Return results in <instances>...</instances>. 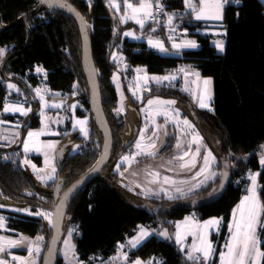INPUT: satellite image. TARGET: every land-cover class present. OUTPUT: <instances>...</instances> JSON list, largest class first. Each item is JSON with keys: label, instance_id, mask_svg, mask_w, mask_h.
<instances>
[{"label": "trees", "instance_id": "trees-1", "mask_svg": "<svg viewBox=\"0 0 264 264\" xmlns=\"http://www.w3.org/2000/svg\"><path fill=\"white\" fill-rule=\"evenodd\" d=\"M68 1L79 8L92 24L93 55L99 71L103 105L114 137L109 161L131 150L136 141L135 138L125 146L122 135L127 125L115 112L118 106V92L112 81L115 73L122 78L124 95L130 93L126 74L117 64L118 56H121L130 67L144 66L150 74L166 75L180 66H190L201 77L212 78L214 111L200 108L197 111L217 142L216 169L219 173L223 168L231 172L224 194L213 203L193 209L183 207L192 198L214 193L213 189L219 187V175L191 193L186 202L180 203L179 197L169 199L164 194L155 197L153 203L156 208L150 210L127 205L111 185L100 174L97 175L73 199L66 214L70 225L76 229L73 239L79 260L83 264H112L109 256L115 252L117 244L125 243L137 233L140 225H146L154 230V234L128 254L131 260L152 259L156 262L160 259L161 264H194L186 259L174 238L158 235L162 230H171L176 222L193 213L200 219L223 217L220 232L212 236L216 252L211 264H217L232 210L246 192L249 172L259 171L261 199L264 200V165L260 163L264 152L261 148L264 145V1L241 0L242 5L225 7L222 27L214 26L226 30V44L222 53L217 51L210 35L192 33L190 35L199 47L184 50L180 55L173 52L161 54L148 47L147 42L131 41L123 35L127 30L141 35L149 34L163 40L166 48L172 51L167 26L162 25L165 17L158 24H146L141 29L131 20L121 23V13L109 6V0H91L90 4L89 0ZM166 3L168 11L176 14L175 25L179 23L181 28L190 30L203 27L202 22H195L194 14H189L183 0H167ZM0 16L5 24H12L27 16L20 23L0 32V48L6 49L0 64V117L17 119L16 116L2 114L9 81L16 83L23 96L34 98L33 87L40 84L44 76L45 83L51 89L50 97L67 102L63 108L53 111L69 114L71 105L76 103V114L88 116V126L91 132L97 134V142L89 141L87 147L59 161L58 176L47 185L52 188L49 193L39 189L23 167L21 161L26 154L21 144L12 147L0 144V196L3 202L28 207L35 212L52 211L55 194L58 198L92 169L102 150L103 135L90 110L82 68L79 27L72 16L61 10L49 9L38 0H0ZM113 53L117 60H113ZM37 66L46 71L45 75L35 72ZM149 96L181 100L189 98L180 87L167 84H151L145 98ZM32 105L37 109L38 102L33 101ZM21 119L22 137L42 124L36 110ZM173 148L174 145L170 144L164 150ZM5 156L11 159L4 160ZM30 157L38 159L36 156ZM58 187L59 192H54ZM9 226L17 233L44 236L46 247L52 235V226L38 216L16 213L10 218ZM260 235L264 240V231ZM261 248L264 250V243ZM41 262L42 258L38 264ZM58 264H62L61 257Z\"/></svg>", "mask_w": 264, "mask_h": 264}, {"label": "snow or ice", "instance_id": "snow-or-ice-1", "mask_svg": "<svg viewBox=\"0 0 264 264\" xmlns=\"http://www.w3.org/2000/svg\"><path fill=\"white\" fill-rule=\"evenodd\" d=\"M41 2H45V0H41ZM56 3L58 7L65 8L69 12L76 15L83 23V17L80 16L79 12L75 10L70 4L67 3V0H50L51 3ZM185 8L189 11V14H194L196 20H212V21H222L223 20V10L226 5L229 4H240L241 0H183ZM91 0H89V4ZM124 5V13L119 17L121 23H125L129 20L134 21L136 24L143 29L149 21H154L157 24L159 23V16L155 13L154 9L159 8L164 16H166V26L169 28V32H175V27L173 26V21L175 18V13H167L164 12V5L161 3V0H123ZM109 6L113 7L120 11V5L116 2V0H109ZM239 15V13H237ZM222 27V24H221ZM153 32L156 31L155 28L152 29ZM226 34V33H225ZM124 36L133 37L135 39H140V37L135 36L132 31H128L123 33ZM168 39L172 41L171 47L178 54L181 49L184 48H197L198 44L195 40H182L180 43H176L173 36L169 35ZM150 47L157 49L162 53H167L169 51L168 48L165 47L163 40L153 39L151 36L148 37L147 40ZM215 47L219 52L224 51V41L217 40L215 41ZM6 52L5 48H0V61L4 57ZM113 60H117V56L113 53ZM37 72H43L44 69L42 67H38L36 69ZM138 75L135 77L136 87L133 91V95H136L137 92L142 90L143 86H147L149 82H155L157 84H163V82L174 81L176 79L175 75H165L162 77L158 76H148L146 71L143 69H136ZM143 72V75H139V73ZM179 72L184 74L185 84L187 85L189 82L187 77L195 76L196 79L191 81L192 84L196 85V89H190L185 87L183 90L186 92H190L193 98L197 102V106L201 109H208L209 111H214L211 108L210 101L212 100V92H211V78L202 79L198 72H189L184 68L179 69ZM119 77L114 75L113 80L118 81ZM75 87V85H74ZM119 87V85H118ZM7 88L10 90H15L19 92L17 86L13 83H8ZM36 93V97L39 98L41 104L40 116L41 123L44 126L41 130L38 131H28L27 138L23 141V152L25 154L29 152H43L44 153V163L47 168H50V172L46 175H40L44 169H37L35 164H32L31 160L25 158L21 161L23 165H31L32 169L37 173L38 179L44 180H52L56 173V167L54 164V157H50L48 150H54L55 144L52 142L44 143L39 140L41 135H44V128L48 127V122L50 118L45 114V109L47 108H61L64 102L59 104L53 103L49 104L47 100L44 98V92L49 91L48 89L36 88L34 89ZM58 95V94H57ZM176 104L175 100H161L157 99H149L147 101V105L149 106L145 111L147 112L146 120L150 121V123L154 126V130L152 131V136L147 139L151 141L150 143H144L145 140V132L148 131V125H145V129L140 133V139L136 141L135 149L136 151L131 155H125L120 158L121 163H128L131 165L136 157L141 155L154 157L157 154L158 148L156 141L159 139L158 130L165 127V125L169 122L175 123L176 127L180 129L181 133L184 135H190L191 139L187 141H182L181 138H177L176 149L181 150L185 147L187 150L183 151L182 155L174 156L172 159L168 161L169 164H172L174 161L178 162V168L180 171H192L193 169H197L198 158L202 159V163L199 165L197 171L191 176V180L195 181L192 186L189 188V191H193L195 189L203 187L209 180H214L218 175L227 177V172L217 173L212 169V165L216 161V157L213 155L212 151L207 148V145L204 144L203 137L200 135L198 131L195 129V125L184 118L180 119V112L178 109L173 108L172 106ZM155 106V107H152ZM76 105H71L72 109H75ZM32 111L31 107L25 108L24 103H5L3 106V112L5 113H19L21 116H27L29 112ZM117 113L123 111V102L121 103V107L116 109ZM163 116L165 120L164 125L156 124L155 117ZM54 123H59V120H53ZM6 123V121L0 120V124ZM181 125L183 127H181ZM79 127V131L82 135L87 138L89 135L87 129V119H77L73 125V128ZM15 128H19L20 124L17 122L14 125ZM57 134V133H53ZM67 134V133H65ZM15 137H19V132L14 133ZM164 135H168L165 131ZM3 139L7 140V137H3ZM12 142H16L13 140ZM193 145H195V150L193 151ZM108 141H105V154L108 149ZM76 147H79L78 145ZM261 148L264 149V145H261ZM201 149H204L202 154ZM102 154L101 159L97 161L96 165L93 166L89 171H96L98 169V165L103 162L106 158V155ZM16 155H20L17 153ZM4 160L11 159L10 157H3ZM261 165H264V152H262ZM121 167V164H117V169ZM227 167V165H226ZM169 171H173V169H169ZM152 179L149 181L150 184L160 183V172L159 171H149L147 173ZM260 173H249L248 180L250 183L246 187V194L241 198L239 204L232 210V219L228 224L229 236L224 244V251L219 253V261L220 264H264V250H262L261 245L264 243V240L261 238V231H264V200L261 199L260 189L261 186L258 184V176ZM203 177V179H200ZM187 180L177 181L176 179L164 176L162 178V184L164 185H172L176 186L177 183L185 184L188 183ZM82 183V181H78L76 185H73L67 192L63 194V197L54 204L53 211H36L31 212L29 209H17V211H24L28 215L38 216L42 219L48 221V223L55 229H59L61 220L64 217V208L66 206V201L69 195L75 190V188ZM220 187H223V182ZM151 189H148V192H151ZM159 191L164 192L166 195L168 194V189L161 187ZM175 191L177 193H183V189L181 187H175ZM57 192H59V187L57 188ZM213 192H216V189H213ZM158 195V193H155ZM31 195V193H29ZM172 199V196L168 197ZM5 207V205L0 204V208ZM223 221V217H213L203 222L195 220L193 217H186L185 221L181 224L176 225L175 232V242L177 245L181 247V250H184V241L188 236L193 237L192 244L188 246V250L186 251V259L189 261H193L194 264H209L212 256L215 254L216 249L214 247L213 242L210 239L212 231H218ZM5 227V218L0 216V228ZM76 231V229H71L68 232V239L63 241L64 250L63 254L65 258H68L69 252L72 253V258L75 259V249L74 245L71 244L70 238L72 233ZM153 231H149L147 228L143 226H139V230L135 236L128 240V246L131 248L138 247L143 241H145L149 236L153 235ZM159 236L171 239L167 230L161 231L158 233ZM57 237H53L52 243H55ZM44 240L43 236H37L35 240H31L28 237L21 236L19 239H11L6 236H0V264H10V261L5 259L4 256H11V261L14 264H36L35 257H38L41 253V246ZM28 252V256H15L12 255L10 249L25 246ZM125 248L124 244L118 245L117 255L112 258V264H116V261L123 260L125 264L128 262V253L123 251ZM55 249L52 247L48 248V255L51 256L54 254ZM77 264H81V262H77ZM131 264H146V262L137 258L135 261H132ZM147 264H152V261L147 262ZM156 264H161V262L156 261Z\"/></svg>", "mask_w": 264, "mask_h": 264}, {"label": "rangeland", "instance_id": "rangeland-1", "mask_svg": "<svg viewBox=\"0 0 264 264\" xmlns=\"http://www.w3.org/2000/svg\"><path fill=\"white\" fill-rule=\"evenodd\" d=\"M223 15H224V10H223ZM222 23L217 21L216 25L218 27H221ZM217 39L221 40L220 38H217ZM117 64H118L119 68L122 71H124V73L126 74L125 78L128 80L127 85L129 86L128 90L130 92L128 96L124 95V90H123L124 85L122 83V78L119 74L115 73L114 75L119 77L118 81H114L113 77H112V81H113L114 85L117 87V90H118L117 92L119 93V97H118L119 101L117 103L118 104L117 108H120L121 103L123 102V111H121L119 113H117V111H115V112H116L117 116H119L125 120L126 125H127L126 131L122 135L125 146H128L135 138H136V141L138 139H140V133L142 130L145 129L146 124L148 125V131L145 132L144 143L147 144V143L151 142L147 138L152 136V131L154 130V126L150 123V121L146 120L147 112L145 110L149 107L147 105V101L149 99L154 100V99L159 98L161 100H175L176 101V104L173 105L172 107L179 110L180 119L183 120L184 118H187L188 120H190L195 125L196 131H198L200 133V135L203 137L204 144L207 145V148L210 149L212 151L213 155L216 157L217 142L213 139V134H212L211 130L209 129V127L205 123H203L202 121L195 122L187 116V113L190 111V108L192 105V102L190 100H187V102H185V101L181 100L180 98H164V97H159V96H149L146 99L145 98V94H146L145 86H143L142 90L137 92L136 95H133V91L135 90V87H136V81L135 80L130 81V80L135 74L138 75V73L136 72V69H143L147 72L146 67H144V66L130 67L129 64H127L121 56L118 58ZM181 68H184L186 71H189V72H198L196 69H194L190 66H180V67L172 70L171 72H169L171 75L176 76V79L174 81H171V82L173 83L174 86L180 87L182 91H184L183 89L185 87H188L190 89L195 90L196 85L192 84L191 81L195 80L196 77L195 76L187 77V80L189 83L186 85L184 74L179 72V69H181ZM143 74H144L143 72L139 73V75H143ZM154 75L159 76L157 74H154ZM206 78H211V77H206ZM206 78L201 77V80L206 79ZM211 80H212V78H211ZM151 84H152V82H149V84L147 86H151ZM118 85H119V87H118ZM184 92H186V91H184ZM211 92H212V100L210 101V104H211V108L213 109V106H212L213 80H212V84H211ZM186 93L187 94L189 93V96H191L190 98H192V100L194 99L190 92H186ZM134 97L135 98L138 97V101H135ZM45 100H47V99L45 98ZM51 100L52 101L47 100L49 104H53V103L59 104L61 102H64L63 103V106H64L67 103L65 100H60V98H58V97H52ZM194 101L196 102L195 99H194ZM196 104H197V102H196ZM74 105L77 106L76 103H74ZM63 106L61 108H63ZM152 107H155V106H152ZM47 109H49V108H47ZM47 109H45V110H47ZM155 120H156V124H159V125L165 124V120H164L163 116H156ZM140 122H141V124H140ZM181 127H183V126L181 125ZM165 131L168 133V135H164ZM76 136L81 137V138L76 140ZM158 136H159V139L156 141L158 151L154 157L141 155V156L136 157L135 161L131 165H129L128 163H121L120 158L122 156L131 155L132 153H134L136 151V149H135L136 141H135V143L132 144V146H131V150H128V152H126L124 154L120 153L118 155L117 159L112 157V159L108 162L107 166L100 173V177L105 182L109 183L111 185L113 191L127 205H129L131 207H135L138 209H149V210L154 209L156 207H155V204L153 203V199L155 197H158L161 194H164L167 197H169V196H172L174 198L179 197L180 200L178 202H180V203L186 202V196L187 195H189V194L200 189V188H198V189H195L193 191H189V188L192 186L193 183H195V181L191 180V176L194 174L195 171L198 170L199 165L202 163L201 158H198L197 169H193L192 171H180L178 168V162H176V161H174L172 164L168 163V161L170 159H172L174 156L182 155L183 151L187 150L186 147L184 149H181V150L176 149L175 145L177 142V138H181L182 141H187V140L191 139V136L190 135H184L183 133H181L180 129L177 128L175 123H173V122L167 123L164 128L158 130ZM20 140H21V138L18 140V144H20ZM76 144L79 147H76L77 146ZM170 144L174 145V148L169 150V151H165L164 149L167 148L168 146H170ZM87 146H88L87 140L82 135V133L78 132V133H74L70 136L66 135L63 138V141H62V144H61V147L59 150V154L62 155L61 159L63 160L65 157H67V155H70L72 153H77ZM192 150L193 151L195 150V145H193ZM201 152L203 154L204 149H201ZM51 157H53V156H51ZM27 158L29 160H31L32 164L36 165L37 169H44V171L41 172L40 175H46L48 172H50V168H47L45 166L44 161L38 162V161H35L33 158H29V157H27ZM118 163L121 164V167L119 169H117ZM54 164H55V162H54ZM216 165H217V157H216L215 163L212 165V169L214 171H216L217 173H219V171L216 169ZM23 167L25 168L26 172L34 179V181L37 184L39 189H41L43 192H46V193H49L52 191V188H49L47 185L53 179L57 178L58 167L56 169V173L54 175V178L52 180H44V181L38 179L37 173L32 169L31 165H23ZM169 169H173V171H169ZM149 171H159L160 172V183H157V184H150L149 183V181L152 179L150 176L147 175V173ZM257 172L259 173V171H252L249 173H257ZM164 176L172 177V178L176 179L177 181H180V180L189 181L188 183H185V184L177 183V185L175 186V187H181L183 189L184 194L182 195L181 193H177L175 191V187L172 185L162 184V178ZM246 178H247V183L249 184L250 181L248 180V175ZM200 179H203V177H201ZM210 181L211 180H209L208 182H210ZM258 184L261 186V184L259 182V176H258ZM161 187L168 189L167 195L164 192L159 191V189ZM148 189H151L152 191L148 192ZM55 190L57 192V189H54V192H55ZM155 193H158V195ZM12 207H13V208H11L12 210L22 208L19 206H18V208L14 207V206H12ZM26 209H29L33 213L35 212L28 207ZM40 211H47V210H40ZM3 212L4 213L6 212L7 214H13L12 216L7 215L6 213L4 215H2L5 218V227H8L9 219L13 218V216L16 215V213H11V212H7V211H3ZM19 213H23V212H19ZM23 214H25V213H23ZM7 221H8V223H7ZM44 222L48 226H50L48 221L44 220ZM71 229H75V227H72L70 225V221L66 217L64 224H63V237L61 239V245H60V249H59V252L62 254H63V250L65 248L63 241L65 239L69 238L68 232ZM162 231H164V230H162ZM75 232L76 231H74L72 233V236L70 238V242L72 245H74V249L76 252V247H75L74 239H73ZM0 236H6V237H9L11 239H19L21 236H23V237H28L31 240H35V238L37 236H42V235H37L35 237H32V236H28V235H25L22 233H17V232L16 233H12V232L9 233L6 230L0 229ZM162 238H164V237H162ZM46 250H47L46 238L44 237V240H43L42 246H41V253L38 257H35L36 264H38L40 262V259L43 257ZM10 251H11L12 255H15V256H22V257L28 256L26 245L10 249ZM221 251H222V248H221L220 252ZM71 255H72V253L69 252L68 258ZM214 255H213V257H214ZM213 257H212V259H213ZM4 258L9 260L10 264H14V262L11 261V256L5 255ZM67 261L70 264V259H68Z\"/></svg>", "mask_w": 264, "mask_h": 264}, {"label": "crops", "instance_id": "crops-1", "mask_svg": "<svg viewBox=\"0 0 264 264\" xmlns=\"http://www.w3.org/2000/svg\"><path fill=\"white\" fill-rule=\"evenodd\" d=\"M116 2L120 5V13H121V15H123V13H124V5H123V0H116ZM133 2H135V0H133ZM115 9V8H114ZM116 10V9H115ZM117 11V10H116ZM224 12H225V9H224ZM169 13H171L170 11H169ZM164 21L162 22V25H166V16H165V18L163 19ZM175 20V19H174ZM194 20H195V22H202L204 25H203V27H200V28H196V29H193V30H190V29H188V28H181L180 26H179V23L178 24H174V21H173V26L175 27V32H169V28L167 27V35L169 36V35H172L173 36V38H174V40H175V42L176 43H180L182 40H195V38L192 36V35H190V34H192V33H200V34H206V35H210L211 37H212V43L215 45V41H217L218 39L217 38H220L221 40H223L224 41V45L226 44V30L225 29H222V28H216V27H214V26H217L216 24H217V21H212V20H196L195 19V17H194ZM132 21V20H131ZM224 21V15H223V20L222 21H218V22H223ZM134 22V21H133ZM135 23V22H134ZM136 24V23H135ZM147 24V23H146ZM223 24V23H222ZM136 25H138V24H136ZM139 26V25H138ZM146 26V25H145ZM140 27V26H139ZM128 31H132L134 34H135V36H138V37H140V39H135V38H133V37H127L129 40H131V41H144V42H147V40H148V37L149 36H151L153 39H158V38H156V37H153L152 35H149V34H145V35H141V34H138L136 31H133V30H127V31H125V32H128ZM161 40V39H160ZM196 41V40H195ZM169 42H170V44H172V41H170L169 40ZM147 44H148V42H147ZM165 45V44H164ZM148 47H150L149 46V44H148ZM166 47V46H165ZM198 47H199V45H198ZM197 47V48H198ZM150 48H152V47H150ZM197 48H184V49H181L180 51H179V53L177 54L176 53V51L175 50H173L172 49V47H171V49H172V51H168L167 53H162V52H160L161 54H169V53H174V54H177V55H180L184 50H187V49H197ZM153 49H155V48H153ZM224 49H225V47H224ZM157 50V49H156ZM218 51V50H217ZM219 52V51H218ZM221 53V52H220ZM120 56H118V58H119ZM121 60V59H120ZM38 67H40V66H37L36 68H35V72L36 73H40L41 75H45V73H46V71L44 70L43 72H37L36 71V69L38 68ZM147 73V75L148 76H155L154 74H150V73H148V72H146ZM170 73H168V74H166V75H169ZM137 76V74H135L132 78H131V80L130 81H133V80H135V77ZM162 76H165V75H159L158 77H162ZM206 78V77H205ZM128 81V80H127ZM151 82V81H150ZM8 83H13V84H15L16 85V83H14V82H11V81H9ZM7 83V84H8ZM6 84V85H7ZM152 84H157V83H155V82H152ZM163 84H167V85H171V86H173V83L172 82H168V81H165V82H163ZM158 85H162V84H158ZM17 86V85H16ZM116 87V86H115ZM18 88V87H17ZM36 88H41V89H48L49 91H46V92H44L43 94H44V98H46L47 100H49V101H52L51 100V98L52 97H50V94H51V89L49 88V86L45 83V81H44V76H43V78H42V82L39 84H37V85H35L34 87H33V91H34V89H36ZM116 89H117V87H116ZM150 89V86H145V91H146V93H148V90ZM118 91V90H117ZM34 93H35V91H34ZM118 97H119V93H118ZM134 99L136 100V101H138V97H134ZM60 100H62V99H60ZM33 101H36V102H38V107H37V109L36 108H34L33 107V105H32V102ZM118 101H119V98H118ZM5 103H24V107L25 108H28V107H31L32 108V111H35L36 110V112H37V114H39L40 115V110H41V104H40V101H39V98L38 97H36V93H35V95H34V98H29V97H26V96H23V94L20 92V90H19V92H17V91H15V90H10V89H8V95H7V97H6V99H5V102H4V104ZM53 109H56V108H49V109H47V110H45V114L50 118V120H49V122H48V127L47 128H44V132H45V134L44 135H41L40 137H39V140L41 141V142H44V143H49V142H52V143H54L55 144V149L54 150H48V149H45V151H48V153H49V156L51 157V156H53L54 157V162H55V167H56V169H57V167H58V163H59V161H61L62 159V155L61 154H59V150H60V147H61V144H62V141H63V138H64V136H70V135H72V134H74V133H81L80 131H79V127L77 126L75 129L73 128V125H74V123H75V120H77V119H80V120H83V119H87V129H88V132H89V135H88V137L86 138V140H87V142H89V141H95V142H97L98 141V139H97V134H96V132L95 131H93V132H91V130H90V128H89V122H90V118L88 117V116H78L77 114H76V107H75V109H72V108H70V113L69 114H65V113H63V112H61V111H53ZM60 109V108H59ZM31 111V112H32ZM30 113V112H29ZM2 114L3 115H13V116H16L17 117V119L16 120H9V119H5V118H2V117H0V120H3V121H6V123H3V124H0V144L2 145V146H4V147H12V146H15V145H17L18 144V140L21 138V140H20V144H21V148H22V150H23V141L27 138V133L22 137V131H21V129H22V125H23V122H22V117H24V116H21L19 113H5V112H3V110H2ZM41 117V116H40ZM53 120H59L60 122L59 123H54V122H52ZM17 122H19V124H20V127L19 128H15L14 127V125H16L17 124ZM44 126L41 124V126L39 127V128H33V129H30L29 131H38V130H41L42 128H43ZM19 132V137H15V135H14V133L15 132ZM53 133H57V134H53ZM65 133H67V134H65ZM3 137H7V140H5V139H3ZM13 140H15L16 142H12ZM76 140H78L77 138H76ZM77 145V144H76ZM26 155H28V157H30V156H36V157H38V159L37 160H35V161H38V162H43L44 160H45V157H44V153L43 152H39V153H37V152H29V153H27ZM68 156V155H67ZM31 158V157H30ZM246 194V193H245ZM244 194V195H245ZM243 195V196H244ZM242 196V197H243ZM241 200V199H240ZM240 202V201H239ZM0 204H3V205H5V207H3V208H0V216H2V215H4L5 213L3 212V211H7V212H11V213H19V212H23V213H25V214H27L26 212H24V211H17V209L16 210H12L11 208H13L12 206H14V207H17L18 208V206H15V205H12V204H6V203H4L3 202V200H2V198H1V196H0ZM239 204V203H238ZM237 204V205H238ZM236 205V206H237ZM235 206V207H236ZM234 207V208H235ZM22 209H26L25 207H22V208H20V210H22ZM14 211V212H13ZM7 214V213H6ZM7 215H9V216H12L13 214H7ZM33 216V215H32ZM186 217H193L195 220H197V221H200V222H203V221H205V220H208V219H210V218H213V217H217V218H219V217H221V216H211V217H208V218H205V219H200V218H198L195 214H193V213H190V214H188ZM185 217V218H186ZM185 218L184 219H182V220H180V221H178V222H176L175 223V225L173 226V228L171 229V230H167L168 231V233H169V236L170 237H172V238H174L175 239V232H176V225L177 224H181V223H183L184 221H185ZM231 219H232V213H231V218H230V221H231ZM229 221V222H230ZM9 222H10V219H9ZM229 222H228V224H229ZM7 223H8V221H7ZM222 225H223V221H222V224H221V226H220V228H219V230L218 231H212L211 232V236H210V239H211V241L213 242V244H214V247H215V245H216V243H215V241L213 240V235H217L219 232H220V230H221V228H222ZM140 226H143V227H145V228H147L149 231H153L154 232V230L153 229H151V228H149V227H147L146 225H140ZM0 229H3V230H6L7 232H9V233H16L13 229H11L10 228V226H9V223H8V227H4V228H0ZM138 230H139V228H138ZM138 230H137V232H138ZM137 234V233H136ZM135 234V235H136ZM134 235V236H135ZM152 236V235H151ZM151 236H149V237H151ZM228 236H229V231H228V229H227V234H226V237H225V239H224V242H223V244H222V251H224L225 249H224V244H225V242H226V240H227V238H228ZM148 237V238H149ZM132 238V237H131ZM131 238H129V239H131ZM147 238V239H148ZM146 239V240H147ZM145 240V241H146ZM145 241H143L140 245H142ZM192 241H193V237L192 236H188L187 237V239L183 242L184 243V250H181L182 252H183V254L185 255V253H186V251L188 250V246H190L191 244H192ZM139 245V246H140ZM138 246V247H139ZM138 247H136V248H138ZM136 248H131L130 246H128V247H125L124 249H123V251H125V252H127L128 254L131 252V251H133V250H135ZM180 249H181V247H180ZM117 255V248L115 249V252H113L110 256H109V260H112V258L113 257H115ZM75 256H76V258L75 259H73L72 258V255L68 258V259H70V264H77V262L79 261V262H81V264H83V261H81V260H79V256H78V254H77V252H75ZM59 257H61V259H62V264H67L68 263V259L67 258H65V256H64V254H62V253H60L59 252ZM185 257H186V255H185ZM213 257V256H212ZM212 259V258H211ZM136 259H130L129 258V255H128V262H127V264H131V262L132 261H135ZM141 260V259H140ZM142 261H144V262H146V264H147V262H149V261H152V264H156V262L155 261H153L152 259L151 260H142ZM156 261H159V262H161L160 261V259H157ZM69 264V263H68ZM116 264H125V262L123 261V260H118V261H116ZM209 264H211V260H210V262H209ZM217 264H220V261H219V259H218V262H217Z\"/></svg>", "mask_w": 264, "mask_h": 264}, {"label": "water", "instance_id": "water-1", "mask_svg": "<svg viewBox=\"0 0 264 264\" xmlns=\"http://www.w3.org/2000/svg\"><path fill=\"white\" fill-rule=\"evenodd\" d=\"M41 2V0H38ZM42 3V2H41ZM67 3L70 4L77 12H79L80 16L83 17V21L86 23H83L76 15L73 13L69 12L65 8H60L57 6L56 3H51L50 6V0H45L42 4L46 6L49 9H54V10H61L68 15L72 16L79 27L80 31V38H81V62H82V68L84 75L86 77V82H87V87H88V97H89V105H90V110L94 116L95 123L98 127V129L102 132L103 135V143H102V150L100 153V157L98 160L101 159V155L105 154V141H108V149L106 152V158L103 160L101 164L98 165V169L96 171H88L86 174H84L82 177H80L78 180H76L71 186H69L58 198L55 194L56 197V202H58L62 197L65 192H67L70 188H72L73 185H76L78 181H82L75 190L69 195L67 201H66V206L64 208V217L61 220L60 227L59 229H55L52 227V235L50 238V241L47 246V250L45 254L42 257V262L41 264H58V258H59V249H60V243L61 239L63 237V224L66 218L67 211L69 209V206L73 199L82 191V189L97 175H99L106 165L109 162L110 156L113 151V146H114V137H113V132H112V127L111 124L108 120L107 114L105 112V108L103 105V97H102V91H101V84H100V78H99V71L98 67L96 65L94 55H93V44H92V38H93V29H92V24L91 22L86 18V16L80 11L79 8H77L72 2L67 0ZM27 16H24L20 19H18L16 22L12 24H5L2 21V18L0 16V32L13 27L14 25L20 23L24 18ZM97 160V161H98ZM97 163V162H96ZM96 165V164H95ZM93 168V167H92ZM223 172H227V177L221 176V179L219 181V187L216 190V192L212 193L211 195H208L206 197L194 199L191 204L185 205L184 207L187 209H193V208H198L202 207L205 205H208L210 203H213L217 201L219 198L222 197L224 194L226 188L228 187L230 183V177H231V172L230 170H225L223 168ZM223 182V187L221 188L220 185ZM54 209V206L52 207V211ZM57 237L55 240V243H52L53 237ZM52 247L55 249L54 254L49 256L48 255V248Z\"/></svg>", "mask_w": 264, "mask_h": 264}, {"label": "flooded vegetation", "instance_id": "flooded-vegetation-1", "mask_svg": "<svg viewBox=\"0 0 264 264\" xmlns=\"http://www.w3.org/2000/svg\"><path fill=\"white\" fill-rule=\"evenodd\" d=\"M186 93V92H185ZM187 94V93H186ZM188 96H189V93L187 94ZM191 96H189V98H186L185 100H183V101H185V102H187V100H190L191 102H192V105H191V108H190V111L187 113V116L191 119V120H193V121H195V122H198V121H202L201 120V118H200V116H199V114H198V111H197V109L199 108L198 106H197V104H196V102L194 101V99L192 100V98H190ZM201 109V108H200ZM223 172V170H221V173ZM220 179H221V176H220ZM220 181V180H219ZM219 183V182H218ZM190 196V194L189 195H187L186 196V198H188ZM204 197H206V196H204ZM202 198V197H201ZM185 199V198H184ZM194 199H198V198H192L189 202H187V204H184L183 205V207L185 206V205H189V204H191L192 203V201L194 200Z\"/></svg>", "mask_w": 264, "mask_h": 264}, {"label": "built area", "instance_id": "built-area-1", "mask_svg": "<svg viewBox=\"0 0 264 264\" xmlns=\"http://www.w3.org/2000/svg\"><path fill=\"white\" fill-rule=\"evenodd\" d=\"M166 1H167V0H161V3L165 6V7H164V12L169 13V11H168V9H167V3H166ZM239 5H242V1H241V3L238 4V5H237V4H229V5H226V6H239ZM154 11H155V13L159 16L160 20H162V19L165 17L159 8H155ZM160 20H159V21H160ZM153 23H155V22H154V21H149L147 24H153ZM1 62H2V61H0V64H1ZM128 240H129V239H127L125 243H119V244H117V247H116V248H118V245H120V244H124L125 247H128V243H127ZM99 258L102 259L101 256H99Z\"/></svg>", "mask_w": 264, "mask_h": 264}, {"label": "bare ground", "instance_id": "bare-ground-1", "mask_svg": "<svg viewBox=\"0 0 264 264\" xmlns=\"http://www.w3.org/2000/svg\"><path fill=\"white\" fill-rule=\"evenodd\" d=\"M225 7H228V6H225Z\"/></svg>", "mask_w": 264, "mask_h": 264}]
</instances>
